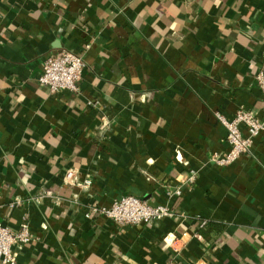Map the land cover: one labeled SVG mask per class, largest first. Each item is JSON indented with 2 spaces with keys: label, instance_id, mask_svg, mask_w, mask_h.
<instances>
[{
  "label": "crops",
  "instance_id": "crops-1",
  "mask_svg": "<svg viewBox=\"0 0 264 264\" xmlns=\"http://www.w3.org/2000/svg\"><path fill=\"white\" fill-rule=\"evenodd\" d=\"M65 50L78 90L50 93L42 62ZM262 53L264 0H0V222L32 236L17 264H264V131L212 159L230 150L216 114L264 118ZM127 195L176 214L89 211Z\"/></svg>",
  "mask_w": 264,
  "mask_h": 264
},
{
  "label": "built area",
  "instance_id": "built-area-1",
  "mask_svg": "<svg viewBox=\"0 0 264 264\" xmlns=\"http://www.w3.org/2000/svg\"><path fill=\"white\" fill-rule=\"evenodd\" d=\"M262 60H264V53H262ZM84 68L85 63L81 56L71 51L65 50L58 54H50L42 62L41 73L37 81L41 86L47 87L50 93L61 90L75 92L78 90L77 83L81 79ZM255 80L258 88L264 94V70L256 74ZM216 118L226 129V141L230 146L225 159L213 156V161L220 163L232 161L240 155L250 154L253 139L264 131V118L244 109L237 110L231 120L220 114H216ZM74 176L73 170H67L63 179L65 182H72ZM193 180L194 176L190 175L185 182H192ZM89 185L90 180H85L81 187L87 188ZM180 193L178 189L174 192L166 190L167 197L173 194L178 196ZM19 204L20 201L18 200L12 203V205ZM89 211L102 215L120 226L150 225L155 221L173 217L176 214L175 210L167 205L152 206L132 195L120 197L108 208L89 206ZM31 239L27 222H23L17 230L3 226L0 222V264H17L16 249L29 243Z\"/></svg>",
  "mask_w": 264,
  "mask_h": 264
}]
</instances>
